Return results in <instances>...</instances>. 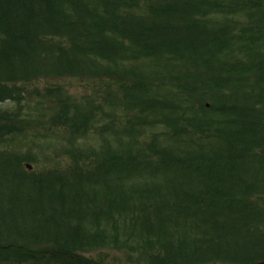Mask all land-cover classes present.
Returning a JSON list of instances; mask_svg holds the SVG:
<instances>
[{
    "label": "trees",
    "instance_id": "16d2710c",
    "mask_svg": "<svg viewBox=\"0 0 264 264\" xmlns=\"http://www.w3.org/2000/svg\"><path fill=\"white\" fill-rule=\"evenodd\" d=\"M41 84L64 145L8 148L30 124L0 109V264H102L84 254L109 246L148 264L264 260V0H0V105Z\"/></svg>",
    "mask_w": 264,
    "mask_h": 264
},
{
    "label": "rangeland",
    "instance_id": "374dc122",
    "mask_svg": "<svg viewBox=\"0 0 264 264\" xmlns=\"http://www.w3.org/2000/svg\"><path fill=\"white\" fill-rule=\"evenodd\" d=\"M144 65L141 66V69L139 67L140 71H143L145 75L149 76L154 73H160L162 72L161 67H156L154 65H151L149 62L142 63ZM211 77V76H210ZM62 84H55V86L64 87V89L67 91L69 96H72L73 98L77 100H81L85 98V96H92L94 93V88L92 85L86 83V82H80L76 79L73 80H62ZM103 84H100V86ZM43 85H34L32 88L28 89L22 94L19 101V105L12 104L11 102H5L4 104L0 105V109L3 110H14L17 109L21 110L22 116L26 117V120H28L30 124V134L24 135L25 137L16 138L13 140L8 146V148H14L20 151L21 153H30L31 155H37L38 158L44 159L43 157L46 156L49 159H52L53 156H55L56 150L60 149L64 143L61 140L60 134L54 130H51L48 128L47 125V117H48V109L44 108L43 105V99L41 98L43 91ZM101 88H103L101 86ZM33 89V90H32ZM113 92H116V87L113 88ZM109 107H104L103 113L99 114V120L97 124L94 126V128L99 127L100 125H106L108 122V117L105 115L110 112ZM122 110H115L114 116H115V128L116 130L120 129V124L122 122H125L128 119V116L125 115ZM163 128H155L151 129L150 132L156 133L158 136H160V133L163 131ZM94 132L90 134V136H93ZM106 136L107 138H110V134L108 133ZM160 139L162 142L166 140L165 138H162L160 136ZM96 139L95 137L92 138H86V146L91 145L96 147ZM95 149V148H94ZM51 166H54L55 163H50ZM32 169L37 170L40 168V166L45 167H51L46 165L45 161L44 163H34L30 164ZM125 233H129L130 231L127 229L123 231ZM245 237H249V242L257 241V238L250 237L247 233H244ZM122 239V238H121ZM130 246H133L134 243H130ZM247 251L255 252L259 250L258 248L254 246H248ZM260 251V250H259ZM84 257L86 259H93L95 261H99L102 264H142L138 262V259H136L135 254L129 253V251H121L119 253L118 250L112 249L111 246L105 247V248H97L94 251L91 250V252H85Z\"/></svg>",
    "mask_w": 264,
    "mask_h": 264
},
{
    "label": "water",
    "instance_id": "95a60500",
    "mask_svg": "<svg viewBox=\"0 0 264 264\" xmlns=\"http://www.w3.org/2000/svg\"><path fill=\"white\" fill-rule=\"evenodd\" d=\"M258 264H264V263H258Z\"/></svg>",
    "mask_w": 264,
    "mask_h": 264
}]
</instances>
